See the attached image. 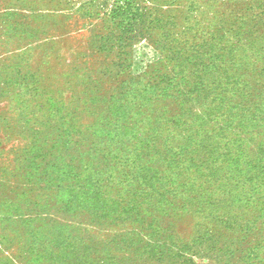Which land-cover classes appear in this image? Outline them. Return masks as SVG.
<instances>
[{
    "label": "rangeland",
    "instance_id": "rangeland-1",
    "mask_svg": "<svg viewBox=\"0 0 264 264\" xmlns=\"http://www.w3.org/2000/svg\"><path fill=\"white\" fill-rule=\"evenodd\" d=\"M0 264H264V0H0Z\"/></svg>",
    "mask_w": 264,
    "mask_h": 264
}]
</instances>
